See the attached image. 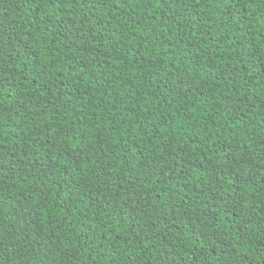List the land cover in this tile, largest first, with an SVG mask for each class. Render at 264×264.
<instances>
[{
  "label": "trees",
  "instance_id": "obj_1",
  "mask_svg": "<svg viewBox=\"0 0 264 264\" xmlns=\"http://www.w3.org/2000/svg\"><path fill=\"white\" fill-rule=\"evenodd\" d=\"M264 0H0V264H264Z\"/></svg>",
  "mask_w": 264,
  "mask_h": 264
},
{
  "label": "snow or ice",
  "instance_id": "obj_2",
  "mask_svg": "<svg viewBox=\"0 0 264 264\" xmlns=\"http://www.w3.org/2000/svg\"><path fill=\"white\" fill-rule=\"evenodd\" d=\"M195 2H196L197 4H199V3H200V0H195ZM262 7H264V5H262ZM0 23H2V22H0Z\"/></svg>",
  "mask_w": 264,
  "mask_h": 264
}]
</instances>
